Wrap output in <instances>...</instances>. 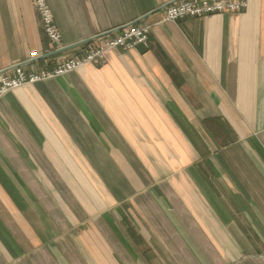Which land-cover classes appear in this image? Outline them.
<instances>
[{"label":"crops","instance_id":"0c3cea01","mask_svg":"<svg viewBox=\"0 0 264 264\" xmlns=\"http://www.w3.org/2000/svg\"><path fill=\"white\" fill-rule=\"evenodd\" d=\"M173 1L46 0L65 57L129 23L149 45L0 98V264H264V0L150 14ZM49 49L0 0V70Z\"/></svg>","mask_w":264,"mask_h":264},{"label":"built area","instance_id":"2783aa9c","mask_svg":"<svg viewBox=\"0 0 264 264\" xmlns=\"http://www.w3.org/2000/svg\"><path fill=\"white\" fill-rule=\"evenodd\" d=\"M34 6L43 25V31L53 43H59L60 32L57 30L52 12L46 0H33ZM247 7V0H175L162 10V21L175 22L179 18L205 16L215 12H236ZM123 31L115 36L100 39L99 43L88 46L83 55L67 57L63 59L52 71L28 73L21 65L15 66L10 73L0 74V96L8 90L19 87L25 83L35 82L42 78L61 75L68 71L80 68L88 63H98L104 58V54L113 49H129L144 45L147 48L148 35L151 26L144 24H127L121 28ZM36 56V52L30 53V58ZM25 62V61H24Z\"/></svg>","mask_w":264,"mask_h":264},{"label":"rangeland","instance_id":"374dc122","mask_svg":"<svg viewBox=\"0 0 264 264\" xmlns=\"http://www.w3.org/2000/svg\"><path fill=\"white\" fill-rule=\"evenodd\" d=\"M47 3V2H46ZM247 5H248V0H247ZM33 7H34V9H35V11L37 12V10H36V8H35V6H34V3H33ZM247 8V7H246ZM246 8H243L241 11H236V12H228V13H238V12H243ZM217 13H222V12H215V13H210V14H206L205 16H196V17H193V18H202V17H206V16H210V15H213V14H217ZM37 14H38V12H37ZM38 18H39V22H40V25H41V28H42V31H43V25H42V23H41V21H40V17H39V15H38ZM189 18H192V17H189ZM180 19H185V18H179V19H177V20H175V22H177L178 20H180ZM162 20V19H161ZM129 24H131V23H129ZM135 24H137V23H135ZM127 25V24H126ZM138 25V24H137ZM55 26H56V24H55ZM125 26V25H124ZM123 27V26H122ZM122 27H119V28H117L116 30H111V31H109V32H106V34H104V35H102V34H100L98 37H96V38H92V39H90V40H86V41H83V42H81L80 44H89V46H91V45H93L94 43H91L90 41L91 40H96V41H98L97 39H99V41L97 42V43H99L100 42V39H105V37H113V36H115L117 33H119V32H122L123 30L121 29ZM56 28H57V26H56ZM57 30H58V28H57ZM43 34L45 35V33H44V31H43ZM150 34V33H149ZM46 36V35H45ZM46 38H47V36H46ZM48 39V38H47ZM148 41H149V35H148V40H147V47H148ZM48 42H49V45H50V49L48 50V51H52V53L54 52V53H58V54H61L62 53V56L57 60V62H55V64H53L50 68H46V67H42V68H40L39 70H36V71H26L25 69V71L26 72H28V73H30V72H32V73H38V72H42V71H46V72H48V71H52V70H54L56 67H57V65L63 60V59H66L67 57H73V56H80V55H83L84 54V52L86 51V50H80L79 52L80 53H76V54H73V55H69V56H67V57H65V55H63V52H65L66 51V49L65 48H63V45L61 44V39H60V42L59 43H53V42H51L49 39H48ZM96 44V43H95ZM78 45V44H77ZM76 45V46H77ZM88 46V45H87ZM139 46H141L142 48H145L144 47V45H139ZM72 47H74V46H72ZM136 47V46H135ZM134 48V47H133ZM85 49H87V48H85ZM129 49H131V48H129ZM129 49H121V48H117V49H113V50H122V51H127V50H129ZM110 51V50H109ZM33 52H35V51H33ZM108 52V51H107ZM44 54V53H43ZM106 54V53H105ZM105 54H104V58H105ZM41 55L42 54H40L39 52H36V56H34V57H29L30 56V54H29V56L28 57H26L25 59H23V60H21V61H19V62H16L15 64H13L11 67H9V68H7V69H4V70H0V74H5V73H10V72H12L14 69H15V66L16 65H18V64H20L21 65V68H23V64L25 63V62H28V61H33V60H35V59H38L39 57H41ZM104 58H103V60L101 61V62H98V63H88V64H86V65H84V66H82V67H80V68H77V69H75V70H79V69H81V68H83V67H85V66H87V65H89V64H91V65H94V66H100V65H102L103 64V62H104ZM25 61V62H24ZM75 70H71V71H75ZM68 72H70V71H68ZM68 72H66V73H68ZM66 73H64V74H61V75H65ZM61 75H54V76H51V77H47V78H42L41 80H38V81H42V80H46V79H50V78H55V77H57V76H61ZM38 81H35V82H38ZM35 82H29V83H25V84H23V85H21V86H19V87H16V88H20V87H22V86H24V85H27V84H32V83H35ZM16 88H13V89H16ZM13 89H11V90H13ZM11 90H8L7 92H5L2 96H0V98L1 97H3L5 94H7L8 92H10Z\"/></svg>","mask_w":264,"mask_h":264},{"label":"water","instance_id":"95a60500","mask_svg":"<svg viewBox=\"0 0 264 264\" xmlns=\"http://www.w3.org/2000/svg\"><path fill=\"white\" fill-rule=\"evenodd\" d=\"M170 3H171V2L165 4L164 6H162V7H160V8H157L156 10H153L150 14L155 13V12H158V11H161L164 7H166V6H167L168 4H170ZM150 14H148V15H150ZM148 15L143 16V17L140 18L139 20H142L143 18L147 17ZM104 34H106V33H104ZM104 34H102V35H104Z\"/></svg>","mask_w":264,"mask_h":264},{"label":"bare ground","instance_id":"6f19581e","mask_svg":"<svg viewBox=\"0 0 264 264\" xmlns=\"http://www.w3.org/2000/svg\"><path fill=\"white\" fill-rule=\"evenodd\" d=\"M172 3V2H171Z\"/></svg>","mask_w":264,"mask_h":264}]
</instances>
